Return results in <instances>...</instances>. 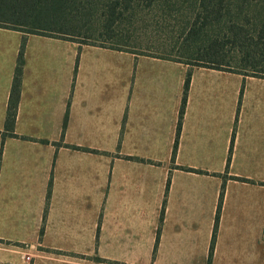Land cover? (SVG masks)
Segmentation results:
<instances>
[{
	"label": "crops",
	"instance_id": "obj_1",
	"mask_svg": "<svg viewBox=\"0 0 264 264\" xmlns=\"http://www.w3.org/2000/svg\"><path fill=\"white\" fill-rule=\"evenodd\" d=\"M0 264H264V79L0 28Z\"/></svg>",
	"mask_w": 264,
	"mask_h": 264
},
{
	"label": "trees",
	"instance_id": "obj_2",
	"mask_svg": "<svg viewBox=\"0 0 264 264\" xmlns=\"http://www.w3.org/2000/svg\"><path fill=\"white\" fill-rule=\"evenodd\" d=\"M186 3H190L193 12L187 23L183 50L187 58L200 64L196 67L264 79V0H0V28L133 53L122 49L127 43L118 39L123 13L140 6L175 8ZM96 34L111 43L85 42ZM77 38L83 42L76 41ZM25 45L26 38L19 52L8 106L6 131L12 136L21 94ZM222 200L223 192L218 214ZM217 227L218 217L214 236Z\"/></svg>",
	"mask_w": 264,
	"mask_h": 264
},
{
	"label": "rangeland",
	"instance_id": "obj_3",
	"mask_svg": "<svg viewBox=\"0 0 264 264\" xmlns=\"http://www.w3.org/2000/svg\"><path fill=\"white\" fill-rule=\"evenodd\" d=\"M192 12L190 3H186L178 4L175 8L163 5L152 8L140 6L134 11L123 13L120 18L118 39L125 41L127 45L122 49L135 54L170 58L189 63L190 66L200 65L187 58L183 50L188 31L187 23L190 21ZM60 36L69 39V36ZM98 36L96 34L93 39L85 42L100 45L111 43L106 42L105 39H99ZM76 41L83 42L79 38Z\"/></svg>",
	"mask_w": 264,
	"mask_h": 264
}]
</instances>
